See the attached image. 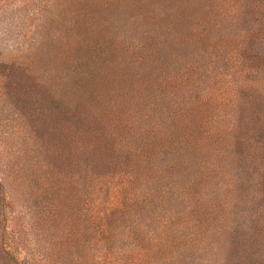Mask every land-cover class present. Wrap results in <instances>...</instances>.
Segmentation results:
<instances>
[{
    "label": "rangeland",
    "instance_id": "rangeland-1",
    "mask_svg": "<svg viewBox=\"0 0 264 264\" xmlns=\"http://www.w3.org/2000/svg\"><path fill=\"white\" fill-rule=\"evenodd\" d=\"M255 19L264 0H0V264H261L259 235L219 232L264 223L226 156L237 122L264 145L260 59L237 84Z\"/></svg>",
    "mask_w": 264,
    "mask_h": 264
},
{
    "label": "trees",
    "instance_id": "trees-1",
    "mask_svg": "<svg viewBox=\"0 0 264 264\" xmlns=\"http://www.w3.org/2000/svg\"><path fill=\"white\" fill-rule=\"evenodd\" d=\"M250 9H248L249 11ZM247 12V10H246ZM247 14H245L244 12H242L241 14V19L240 21L244 22V20L246 19ZM257 20V21H255ZM254 20V24H253V28L249 30V27L246 26L245 31H243V38L239 44L240 47V52H239V64H240V79L237 82L238 86L240 87V92L244 91L245 89H247V87L254 85L255 83L250 80L249 78H251V76H249V78L244 77V74H250L251 73V69L252 66L254 65V61L255 60H259L262 63V66L264 67V56H260L258 57V55L256 54V52H260V46L264 45V26L262 29V25L263 23L260 22V20L255 19ZM256 22V23H255ZM258 27H257V25ZM254 25H256V27H254ZM247 29V30H246ZM262 36V38H261ZM263 44H262V42ZM255 51L254 53L250 54L249 53L251 51ZM258 50V51H256ZM249 56V57H248ZM252 74V73H251ZM252 79V78H251ZM239 87L237 88L239 90ZM238 100H239V93H238ZM242 99H240L241 102ZM245 103V100L241 102V104ZM240 108V106H239ZM235 115V113H234ZM239 123L241 125V127L243 126L241 122H237L236 126V132L234 137L230 140L233 148H234V155L230 156V154L233 152L232 150H230L228 153H226L227 158L230 157V161L227 160L228 164L232 163V169H234V163H235V167H237L236 169V173H235V179L234 181L230 182V186L229 189L231 191V195H230V199L232 198V195L236 192H238L237 196L239 198V196L241 194H243V188L245 186V184H247L249 182L250 176L252 175H256L258 178V182L260 184H258V188L259 190H264V145H260L258 142L254 141L253 139H251L249 136L246 135V133L243 131V133L240 131V126ZM226 142H229V139L226 138L225 140ZM249 156H251V158H249ZM230 172V176H232L231 178H233V172ZM240 192V193H239ZM236 196V197H237ZM236 200H240L239 199ZM235 200V199H234ZM244 201H238V204L243 203ZM237 204V202H235ZM235 209V208H234ZM233 209V211H234ZM231 213V210H230ZM239 223V222H238ZM247 227H244V225H236V228H234L233 226L230 227V229L226 230V233L221 230L219 232L220 233V238H222V243H226L230 246V237L232 232L235 231V229H239V228H243L246 230V232L248 231H252L251 234L253 235H259L262 239H264V235H262V233L264 232V223L261 224V220L258 223H254V225L252 224V229L248 228L249 225L245 224ZM234 228V230L232 229ZM220 253L218 252V255ZM226 258V253L224 255V258ZM260 263L264 264V258L260 259Z\"/></svg>",
    "mask_w": 264,
    "mask_h": 264
}]
</instances>
